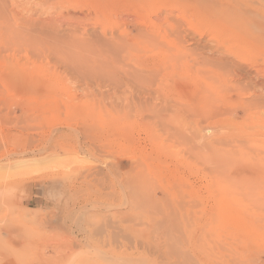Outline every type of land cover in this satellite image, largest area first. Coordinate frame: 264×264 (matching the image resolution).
Masks as SVG:
<instances>
[{
    "label": "rangeland",
    "instance_id": "rangeland-1",
    "mask_svg": "<svg viewBox=\"0 0 264 264\" xmlns=\"http://www.w3.org/2000/svg\"><path fill=\"white\" fill-rule=\"evenodd\" d=\"M213 1L83 0L82 26L43 9L59 52L0 40V264H264V0Z\"/></svg>",
    "mask_w": 264,
    "mask_h": 264
},
{
    "label": "bare ground",
    "instance_id": "bare-ground-1",
    "mask_svg": "<svg viewBox=\"0 0 264 264\" xmlns=\"http://www.w3.org/2000/svg\"><path fill=\"white\" fill-rule=\"evenodd\" d=\"M8 1V0H7ZM7 1L6 0H0V40L1 39H4V40H7V42L8 43H11V44H14V43H16V44H18V45H25V48L26 47H29V49H30V47H32V46H34L35 44L33 43V41H35V39H39V40H37L38 42L40 41L41 42V44H42V46H44L47 50H48V52L49 51H51V48H52V46H54V51H56V52H59L61 49H63V48H60V47H62V45H61V39H59L60 41H56V40H54V38H56V37H54L55 35L54 34H56V32H58V29L60 28L61 29V26H57V24L55 25V23H54V21H53V17L52 18H50V15H48L47 13V15L49 16V17H47L46 18V15H45V13L43 14V9H48V10H52V11H55V13H56V15H57V13H58V16L56 17V18H59V15H61V14H63V12L61 13V12H59L62 8L63 9H67V8H72L73 10H78L79 12H80V15L78 14H76V16L73 18H68L69 20L68 21H70V19L71 20H74L78 25H81L82 26V24H80L81 22L83 23V22H85V21H83V19H86V17L88 16V14H83V10L85 9V3L83 2V0H76V3H74V1H72V3L70 2V0H27L26 1V3L25 2H23L24 4H21V7H20V5H19V10L18 11H20L22 14H24L25 12L28 14V16H26V18H25V16L22 18L21 17V15L22 14H20V13H18V15H20V16H18V15H14V14H16V11L13 9H11V8H9V6H7ZM95 1V0H94ZM190 1H194V2H196V3H200L205 9H207L208 10V13L209 12H211V11H213L214 9H216L217 7H219V8H217V10H219L220 12L222 11V9H224V10H227V8H225V6H223L224 4H221V3H218V2H215V1H213V0H209V1H205V0H190ZM9 2V1H8ZM12 2H13V0H12ZM86 2V1H85ZM93 3V2H92ZM97 3V2H96ZM215 3H218V4H220L219 6L217 5V4H215ZM10 6H12V3H8ZM15 4V6H17L16 5V3H14ZM13 4V5H14ZM87 5H88V3H86ZM94 5H95V3H93ZM36 5L37 6H40V8H39V10H42V12H39V10H37V8L38 7H36ZM94 5H92L91 6V4H90V9H91V11H92V9L94 10L96 7L94 6ZM98 6H100L99 4H98ZM67 7V8H66ZM57 8H59L60 10L58 11L57 10ZM9 9H11L12 10V12L11 11H9ZM97 10V9H96ZM13 11H15V12H13ZM45 11H47V10H45ZM63 11V10H62ZM83 11V12H82ZM89 11V10H88ZM90 11V12H91ZM93 12V11H92ZM97 12L98 11H94V17H93V15H92V17L94 18V20L95 19H97V15L99 16V13L97 14ZM66 13V12H65ZM216 13H217V11H216ZM229 13V12H228ZM50 14V13H49ZM52 14H53V12H52ZM71 14V13H70ZM101 14V13H100ZM25 15V14H24ZM42 15H45V18L42 16ZM231 15V14H230ZM42 16V17H41ZM63 16V15H62ZM64 16H66V15H64ZM63 16V17H64ZM61 17V16H60ZM62 17V18H63ZM68 17V16H67ZM67 17H65V19L67 18ZM169 17V16H168ZM218 18V17H217ZM245 18V17H244ZM64 19V20H65ZM89 19L90 18H88L87 20L89 21ZM57 20V19H56ZM67 20V19H66ZM66 20L64 21V22H66ZM91 20V19H90ZM93 20V21H94ZM226 20H227V22H228V24L231 26V30H232V28L234 29V30H245V29H247L248 30V28L245 26V24H244V22H243V20L240 18V17H238V16H231V17H227L226 18ZM140 21V20H139ZM138 21V22H139ZM57 22V21H56ZM60 21L58 20V23H59ZM62 22V24H63V21H61ZM73 22V21H72ZM98 22H99V20H98ZM123 22V21H122ZM121 22V23H122ZM74 23V22H73ZM86 23V22H85ZM95 23H97L96 21H95ZM54 24V25H53ZM60 24V23H59ZM58 24V25H59ZM77 24H75L76 25V27H77ZM99 24V23H98ZM224 24V23H223ZM55 26H57V28L55 29L54 27ZM84 26V25H83ZM94 26V25H93ZM92 26V27H93ZM127 26V25H126ZM75 27V26H74ZM95 27V26H94ZM131 27H134V26H131ZM179 27H181V26H179ZM229 27V26H228ZM140 28V27H139ZM177 28H178V26H177ZM36 29H37V31H36ZM44 29V30H43ZM72 29V31H70L69 32V35H68V37L67 38H69L68 40L66 39V38H63V39H66L67 41H64V43L65 44H67L68 46L67 47H71V48H73L72 50V52L74 53V54H71V55H73L72 57H74L75 56V54L76 53H82L83 52V50H84V48L82 47L83 45H82V42L80 41V40H78L76 37L74 38V37H71L72 36V34L74 33V31H73V28H71ZM77 29V28H76ZM78 29H79V26H78ZM96 29V28H95ZM258 29H259V27H258ZM35 30V31H34ZM61 30H63V29H61ZM61 30H59L60 31V34H58V36L59 35H61V36H59V37H61L62 38V33H61ZM75 30V29H74ZM82 30H83V27H82ZM85 30H87L86 28H85ZM84 30V31H85ZM135 30H136V28H135ZM180 30V29H179ZM230 30V31H231ZM40 31V32H39ZM125 31H126V28H125ZM30 34H29V33ZM33 32V33H32ZM85 32H87V31H85ZM84 32V33H85ZM141 32V31H140ZM140 32H137V35H139V33ZM227 32H228V30H227ZM234 32V31H233ZM237 32V31H236ZM252 32V31H251ZM24 33H26V37H24ZM28 33V34H27ZM77 33V32H76ZM83 33V32H82ZM91 33H93V32H91ZM94 33H96V32H94ZM98 33V32H97ZM116 33V32H115ZM99 34V33H98ZM127 34V33H126ZM123 35L124 37L125 36H127V35ZM136 34V33H135ZM232 34V33H231ZM254 34V33H253ZM256 34V33H255ZM255 34H254V37H255ZM23 35V36H22ZM66 36H67V33L65 34ZM74 35H78V34H74ZM93 35V34H92ZM104 35V36H103ZM258 35V34H257ZM91 36V35H90ZM105 36H106V34L104 33V34H102V40L99 42L98 41V47H96V50H97V48H98V51H96V52H99V54H97L96 52V55H95V57L96 56H98V58H101V59H103V54H105V55H107L112 61V64H111V62H110V59H109V61H108V63H110L111 64V67L114 69L115 68V66L113 65V63H116V62H119L118 60H115V57L117 58V56H118V54L120 53V46H119V44H118V42H117V40L114 38V39H106L105 38ZM134 36V35H133ZM132 36V37H133ZM180 36H181V34H180ZM250 36H252V35H250ZM80 37V36H79ZM82 37H83V35H82ZM95 37V36H94ZM96 37H97V34H96ZM114 37V36H113ZM182 37H186V35L185 36H182ZM29 38V39H28ZM91 38V37H90ZM89 38V39H90ZM93 38V37H92ZM100 38V37H99ZM137 41H139V38L140 37H138L137 36ZM178 38H180V37H178ZM50 39V40H49ZM83 39V38H82ZM49 40V41H48ZM77 40V41H76ZM83 40H85V39H83ZM82 40V41H83ZM88 40V39H87ZM87 40H85L86 41V43L88 42ZM90 40H93V39H90ZM133 40H135V39H133ZM136 41V42H137ZM151 41V40H150ZM181 41V40H180ZM179 41V42H180ZM6 42V43H7ZM67 42V43H66ZM84 42V41H83ZM90 42H92V41H90ZM102 42H104V43H102ZM127 42V41H126ZM148 42V41H147ZM3 42H0V44H2ZM7 43V44H8ZM35 43H36V41H35ZM49 43H50V45H49ZM93 44H94V41L92 42ZM91 43V44H92ZM122 43V42H121ZM150 44H151V42H149ZM37 44V43H36ZM90 44V45H91ZM92 44V45H93ZM9 45V44H8ZM7 45V46H8ZM47 45V46H46ZM58 45V46H57ZM87 45H88V43H87ZM86 45V46H87ZM125 46L127 45L126 43L124 44ZM130 45V44H129ZM129 45H127V47L129 46ZM138 45V44H137ZM136 45V46H137ZM13 46V45H12ZM95 46V45H94ZM134 46V45H133ZM3 47V46H2ZM8 47H10V46H8ZM18 47V46H17ZM24 47V46H23ZM35 47H36V45H35ZM34 47V48H35ZM121 47H124V46H122L121 45ZM180 47V46H179ZM178 47V48H179ZM22 48V47H21ZM33 48V47H32ZM38 48V46L35 48V49H37ZM58 48H60V50L58 51ZM71 48H70V51H71ZM129 48H131V47H129ZM133 48H135V46L133 47ZM1 49V48H0ZM11 49V48H10ZM39 49H40V47H39ZM42 49H43V47H42ZM41 49V50H42ZM74 49H77L78 51H76V52H74ZM83 49V50H82ZM85 49H87V48H85ZM90 49H95V48H93V46H91V48ZM44 50V49H43ZM42 50V51H43ZM81 50V51H80ZM127 50H129V49H127ZM179 51H181L180 49H178ZM32 51H34V50H32ZM53 51V50H52ZM62 51H64V50H62ZM86 51H88V49L86 50ZM5 52H6V50H5ZM35 52V51H34ZM38 52V51H37ZM46 52V51H45ZM72 52H69V53H72ZM85 52V51H84ZM90 52L92 53V51L90 50ZM90 52H89V54H88V56L90 57V55L91 56H94V55H92V54H90ZM94 52V51H93ZM31 53V52H30ZM44 53V52H43ZM55 53V52H54ZM61 53V52H60ZM60 53H59V55H60ZM179 53V52H178ZM47 54H49V53H47ZM53 54V53H52ZM51 54V55H52ZM56 54V53H55ZM78 54H76V57H77V59H74V58H76V57H74L73 59L75 60H72V61H74L72 64H77L78 62V57H79V55ZM26 55V54H25ZM29 55V54H28ZM51 55H49V56H51ZM67 54L66 53H64V56H61L62 57V60L64 59V57H67L66 56ZM70 55V54H69ZM68 55V57H67V59H69V57H70V59L72 58L71 57V55L69 56ZM78 55V56H77ZM80 55H83V54H80ZM104 55V56H105ZM58 56V55H57ZM89 57H83L82 56V58L84 59V58H86V59H88ZM31 58V57H30ZM50 58V57H49ZM56 59H57V57H55ZM79 58H81V57H79ZM97 58V57H96ZM96 58H93L92 59V57H91V59H92V61H94ZM122 58H124V57H122ZM52 59H54L53 57H52ZM56 59H54V60H56ZM86 59H85V61H86ZM108 59V58H107ZM77 60V61H76ZM89 60V59H88ZM99 61H101L100 59H98ZM105 60V59H104ZM114 60H115V62H114ZM123 60V59H122ZM58 61V60H57ZM61 60L59 59V63L61 64H63L64 62H60ZM91 61V60H90ZM99 61H97V63H94V62H92V63H94V64H99ZM32 62V61H31ZM71 62V61H70ZM77 62V63H76ZM80 62H82L81 63V66L80 67H82V68H80L79 67V71H80V69L82 70L83 69V67H85L86 66V63H83V60L81 59V61H79V63L77 64V65H79L80 64ZM105 62H106V60H105ZM58 63V62H57ZM65 63H66V61H65ZM91 63V62H90ZM92 63H91V66H92ZM103 63H104V61H103ZM108 63H106L107 65H108ZM130 63V62H129ZM15 64V63H14ZM61 64V66H63V68L65 67V66H67L68 65V62H67V65H62ZM71 64V65H72ZM101 64V63H100ZM105 64V63H104ZM116 64H119V63H116ZM58 65V64H57ZM84 65V66H83ZM76 66V65H75ZM75 66H73V67H75ZM94 66V65H93ZM96 67H97V65H95ZM101 66H102V68L104 67L102 64H101ZM117 66V65H116ZM49 67V66H48ZM98 67H100L99 65H98ZM108 67V66H107ZM106 66H105V70H106V68H107ZM125 67V66H124ZM234 67V66H233ZM53 68V67H52ZM67 68V67H66ZM76 68V67H75ZM75 68H73L74 70H75ZM231 68H232V66H231ZM65 69V68H64ZM69 69V68H68ZM72 68L70 69V70H73ZM85 69V68H84ZM101 69V68H100ZM108 69V68H107ZM123 69V68H122ZM127 69H128V71H126V72H124V70H122L123 72H124V75L126 76L125 78H127L128 80L129 79H131L132 78V76H129V75H133L134 74V71H135V74H137L136 73V71L137 70H132V67L130 68V66H129V68H128V66H127ZM130 69V70H129ZM77 71H78V68L76 69ZM76 70H75V72H76ZM108 70H110V69H108ZM83 71V70H82ZM85 71V70H84ZM86 72V71H85ZM107 72V71H106ZM138 72V71H137ZM143 72V71H142ZM153 72V71H152ZM155 72H157V71H154V73H151V74H156ZM241 73V72H240ZM239 72H237V74H240ZM145 74H148V76H149V71H148V73L146 72ZM150 74V75H151ZM236 74V75H237ZM77 75V74H76ZM83 75V74H82ZM81 75V76H82ZM144 75V74H143ZM152 75V76H153ZM12 76V75H11ZM14 76V75H13ZM155 76V75H154ZM242 76V75H241ZM137 77H141L142 78V75L141 76H137ZM136 77V78H137ZM239 77V76H238ZM136 78L134 77V82H135V80H136ZM128 80H127V82H128ZM141 80H143V78L142 79H140V80H137L136 82L138 83L139 81H141ZM145 81V80H144ZM125 82V81H124ZM131 81H129V83H130ZM135 82V83H136ZM133 83V82H132ZM152 83V82H151ZM155 83V82H154ZM153 83V84H154ZM132 85V84H131ZM149 86H151V84L149 85ZM184 89H186L185 87H183ZM198 95V94H197ZM196 99V98H195ZM200 101V100H199ZM205 113V112H204ZM200 115L202 114L203 115V113H199ZM199 115V116H200ZM205 115H206V113H205ZM205 115H203V116H205ZM207 115H208V113H207ZM203 131V130H202ZM205 131V130H204Z\"/></svg>",
    "mask_w": 264,
    "mask_h": 264
}]
</instances>
